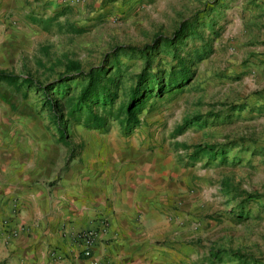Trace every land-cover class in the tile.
<instances>
[{
	"label": "rangeland",
	"instance_id": "obj_1",
	"mask_svg": "<svg viewBox=\"0 0 264 264\" xmlns=\"http://www.w3.org/2000/svg\"><path fill=\"white\" fill-rule=\"evenodd\" d=\"M19 2L0 18V70L41 84L56 80L67 61L83 71L106 66L118 46L140 48L157 35L170 38L182 21L192 24L150 63V72L165 81L182 60L187 73L181 90L149 99L128 134L140 138L142 150L170 158L161 183L167 224L157 244L171 251L172 264H264V0ZM115 60L121 71L117 106L143 60L122 53ZM41 102L0 84L1 140L25 162L44 155L45 141L59 170L67 147L56 142ZM66 132L76 155L82 139L98 131L68 124ZM110 132L126 136L112 120ZM28 140L40 148H30ZM196 147L221 154L210 159L195 154ZM224 184L234 191L227 193Z\"/></svg>",
	"mask_w": 264,
	"mask_h": 264
},
{
	"label": "crops",
	"instance_id": "obj_2",
	"mask_svg": "<svg viewBox=\"0 0 264 264\" xmlns=\"http://www.w3.org/2000/svg\"><path fill=\"white\" fill-rule=\"evenodd\" d=\"M19 1L0 0V18ZM85 137L57 170L45 141L46 155L25 162L0 136V264H172L171 251L157 244L170 158L142 150L137 135ZM85 230L96 232L89 259L75 238Z\"/></svg>",
	"mask_w": 264,
	"mask_h": 264
},
{
	"label": "trees",
	"instance_id": "obj_3",
	"mask_svg": "<svg viewBox=\"0 0 264 264\" xmlns=\"http://www.w3.org/2000/svg\"><path fill=\"white\" fill-rule=\"evenodd\" d=\"M31 21L38 24L44 22L33 18ZM191 28L192 24L185 20L172 32L170 38L157 35L150 44L140 48L118 46L113 49L111 55L106 56V61L109 62L106 66L102 64L83 71L77 62L67 61L58 78L47 84L37 82L30 75L19 76L0 70V84L10 88L22 99H25L29 93L41 97V108L46 112L48 123L54 129L56 142L64 148L67 147L66 160L70 161L79 153L80 147L76 155L72 148L68 150L69 136L66 132L68 124L106 134L107 121L112 120L119 123L122 133L127 136L138 126V117L147 107L149 99L181 90V83L185 81L187 73L182 60H178L173 70L166 74L165 81L163 77L157 78L150 72V63L162 48L171 47L173 41L187 36ZM119 53L142 59L143 68L134 76V85L128 90L126 99L115 106L117 79L121 76L115 56ZM194 54L196 61L203 58L199 51H195ZM109 71H112L111 75ZM182 130L183 125H180L174 129V132L180 134ZM199 152H204L210 159L221 154L220 151H214L209 147L203 149L196 147L195 154ZM223 186L227 193L234 191L228 184ZM246 197L253 199L249 194Z\"/></svg>",
	"mask_w": 264,
	"mask_h": 264
},
{
	"label": "built area",
	"instance_id": "obj_4",
	"mask_svg": "<svg viewBox=\"0 0 264 264\" xmlns=\"http://www.w3.org/2000/svg\"><path fill=\"white\" fill-rule=\"evenodd\" d=\"M15 234L16 232L13 231L10 235L13 236ZM75 238L79 243V255L84 259H89L95 243L96 232L94 230L81 231L75 236Z\"/></svg>",
	"mask_w": 264,
	"mask_h": 264
}]
</instances>
